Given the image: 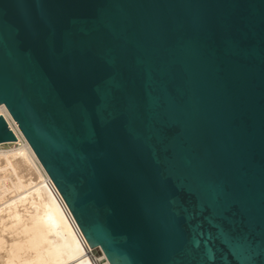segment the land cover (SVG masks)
<instances>
[{"label":"water","instance_id":"water-1","mask_svg":"<svg viewBox=\"0 0 264 264\" xmlns=\"http://www.w3.org/2000/svg\"><path fill=\"white\" fill-rule=\"evenodd\" d=\"M0 104L73 264H264V0H0Z\"/></svg>","mask_w":264,"mask_h":264},{"label":"bare ground","instance_id":"bare-ground-1","mask_svg":"<svg viewBox=\"0 0 264 264\" xmlns=\"http://www.w3.org/2000/svg\"><path fill=\"white\" fill-rule=\"evenodd\" d=\"M18 138L0 149V264H73L93 253L61 192L5 104Z\"/></svg>","mask_w":264,"mask_h":264},{"label":"rangeland","instance_id":"rangeland-1","mask_svg":"<svg viewBox=\"0 0 264 264\" xmlns=\"http://www.w3.org/2000/svg\"><path fill=\"white\" fill-rule=\"evenodd\" d=\"M14 147H16L14 144H4L0 147V149H12Z\"/></svg>","mask_w":264,"mask_h":264}]
</instances>
